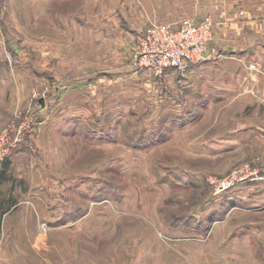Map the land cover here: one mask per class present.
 <instances>
[{"label": "rangeland", "instance_id": "1", "mask_svg": "<svg viewBox=\"0 0 264 264\" xmlns=\"http://www.w3.org/2000/svg\"><path fill=\"white\" fill-rule=\"evenodd\" d=\"M20 2L0 0V101L20 106L0 133L25 118L33 129L24 167L0 184L4 264H264V0H63L82 33L56 43L40 16L34 41L12 40L30 20ZM205 17L204 58L147 65L148 26ZM44 46L75 73L57 59L49 72ZM16 49L30 53L22 64ZM60 95L83 103L42 149Z\"/></svg>", "mask_w": 264, "mask_h": 264}, {"label": "crops", "instance_id": "2", "mask_svg": "<svg viewBox=\"0 0 264 264\" xmlns=\"http://www.w3.org/2000/svg\"><path fill=\"white\" fill-rule=\"evenodd\" d=\"M61 2L63 3V0H25L24 3H15L14 4V9H18L20 12V7L21 5L24 6V9H26L27 13H29L30 16V20L29 23L27 25L19 22L20 23V33L18 34V36H13L12 40L19 42L18 37L21 35L25 36L28 42H32L35 40L36 34H34L35 32H33L31 30V28L33 29L34 23L30 24L31 20L37 16L42 17L44 20H49L48 23L45 24L44 28V33L42 34V38L43 41H48L47 43H56L57 41H62L63 38H67V37H72L73 39L76 38V35H80L82 33V26L81 24H79L78 28H76L74 25V23H82L81 19H77L75 15H70V17L67 15V13H62L60 5ZM13 8V7H12ZM42 10V14H36L35 10ZM25 13V12H24ZM21 16V15H20ZM11 20H12V25L15 26V23H13L14 21H19V18L17 17V15H12L11 14ZM68 25H72V28L68 31L67 26ZM1 26V25H0ZM19 26V25H18ZM0 29H2L0 27ZM73 32V33H72ZM25 39V41H26ZM26 41V42H27ZM53 47V50L55 51H59L56 49V47L54 46V44H51ZM51 48V46H49ZM49 47L44 46L43 49H41L40 47L37 49V51H41L43 52V57L42 60L40 61L42 64H44L49 72L51 70H54L55 68L52 67L53 64H51V62L49 63V61L54 60V62L57 59L58 62V67H59V72L60 74L64 75L67 73H71L74 74L75 73V69H69L68 66H66L65 62L62 61V59L64 60V57L62 54L60 53H51V49ZM17 51V49H16ZM30 53L27 51H23V50H18L16 53V56L19 57V59L21 60V64L23 63V61L25 60V56L27 58H29ZM37 57H39L37 55ZM55 58V59H53ZM0 59H3L2 57H0ZM4 60V59H3ZM5 61V60H4ZM2 62V61H0ZM24 65V64H23ZM44 67V66H43ZM44 67V68H46ZM86 68V67H83ZM82 68V69H83ZM78 72V71H76ZM96 80V79H95ZM65 82V78H63V80ZM94 81V80H92ZM64 91V89H63ZM66 91H64L62 93V95H66ZM62 95H60L59 100L58 101H51L53 106H54V113L52 114V116L48 115L47 118L49 120V125H51L50 131H48L49 135L46 136V138L48 140H43V136L39 135L36 140V143L38 145V147L40 146L42 149L51 146V142L56 138V136L58 138H60V136L64 135L66 132V124L61 126V123H64L67 119V116H71L75 113L78 112V108L82 105L83 101H61ZM17 101H0V130L8 123L9 120V115L18 108L20 107L19 105L16 104ZM41 103L43 104V107L47 104H44V101H41ZM22 104H24V102H22ZM74 106V109H69V107ZM46 121V119H44ZM61 128H63V130H61ZM30 138V136H29ZM23 150H27L25 149L23 146H21V148L19 149V152L15 153L14 156L16 157V159L14 161H10V159H6L5 161L2 162V164L0 165V174H2V176L0 175V184L2 183H7L8 181V177H9V170H11V166H16L17 168H22L24 166V162H21V159L24 158L26 156V153H23L25 151ZM11 157V156H10ZM20 157V158H19ZM0 192H2V189L0 188ZM6 194L2 193L0 194V197H2V199L6 200ZM12 196V195H11ZM14 196V195H13ZM13 201L16 200H12L11 203ZM13 205V204H12ZM12 218V215H10L9 213H5V214H0V233H2L3 235H6L7 233H9L10 229L8 226V222L10 221V219ZM4 239H6V237H4ZM5 242L3 245H8L10 244V241L7 242L6 241H2ZM9 261V260H8ZM10 264H12L11 261H9ZM0 264H4L3 259H0Z\"/></svg>", "mask_w": 264, "mask_h": 264}, {"label": "built area", "instance_id": "3", "mask_svg": "<svg viewBox=\"0 0 264 264\" xmlns=\"http://www.w3.org/2000/svg\"><path fill=\"white\" fill-rule=\"evenodd\" d=\"M212 24V19L206 17L202 21L185 18L177 24L153 23L139 36L140 54L157 57L149 59L147 64L157 74L171 68L189 67L190 63L204 58L206 44L213 36ZM161 56L164 58H160ZM11 58V54H8V59ZM142 58L139 59L141 65ZM32 129L33 122L31 123L29 118L23 119L14 129L5 128L0 133V159L3 161L12 152L19 151Z\"/></svg>", "mask_w": 264, "mask_h": 264}, {"label": "water", "instance_id": "4", "mask_svg": "<svg viewBox=\"0 0 264 264\" xmlns=\"http://www.w3.org/2000/svg\"><path fill=\"white\" fill-rule=\"evenodd\" d=\"M2 164V160L0 159V165Z\"/></svg>", "mask_w": 264, "mask_h": 264}]
</instances>
